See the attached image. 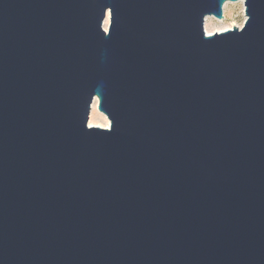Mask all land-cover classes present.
<instances>
[{
    "label": "water",
    "instance_id": "water-1",
    "mask_svg": "<svg viewBox=\"0 0 264 264\" xmlns=\"http://www.w3.org/2000/svg\"><path fill=\"white\" fill-rule=\"evenodd\" d=\"M0 264H264V0H0Z\"/></svg>",
    "mask_w": 264,
    "mask_h": 264
},
{
    "label": "bare ground",
    "instance_id": "bare-ground-1",
    "mask_svg": "<svg viewBox=\"0 0 264 264\" xmlns=\"http://www.w3.org/2000/svg\"><path fill=\"white\" fill-rule=\"evenodd\" d=\"M227 4L228 3L224 4L223 10L226 8ZM239 4H242V2H239ZM242 7H243V4H242ZM213 20L215 21V23L213 22ZM108 22H109V19H108V14H107V16L103 22L104 30H106V28L108 26ZM233 27L240 28L241 26L236 25V24L226 25L225 24V18L222 20H217V19H214L213 17H206L204 20V31H205L206 35L222 33V32H225L227 30L232 29ZM88 126L99 127L102 129H108L110 126V123L107 120V118L102 113H100L98 111L96 100H94L92 105H91V110L89 113Z\"/></svg>",
    "mask_w": 264,
    "mask_h": 264
},
{
    "label": "rangeland",
    "instance_id": "rangeland-1",
    "mask_svg": "<svg viewBox=\"0 0 264 264\" xmlns=\"http://www.w3.org/2000/svg\"><path fill=\"white\" fill-rule=\"evenodd\" d=\"M226 8L223 10V17L225 18V24L242 25L244 21L243 7L239 2L229 3L227 2ZM215 23V21L213 20Z\"/></svg>",
    "mask_w": 264,
    "mask_h": 264
}]
</instances>
